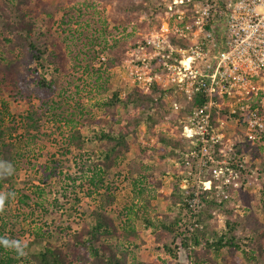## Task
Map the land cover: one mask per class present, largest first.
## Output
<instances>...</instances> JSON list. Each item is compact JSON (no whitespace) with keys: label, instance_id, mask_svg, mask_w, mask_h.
<instances>
[{"label":"rangeland","instance_id":"rangeland-1","mask_svg":"<svg viewBox=\"0 0 264 264\" xmlns=\"http://www.w3.org/2000/svg\"><path fill=\"white\" fill-rule=\"evenodd\" d=\"M84 1H88L91 7L87 9V13L79 16L80 23H76L74 21L78 13L71 9L77 8V5ZM38 2L40 4H37ZM107 2L110 1L31 0L29 8L40 13V19L47 18L42 10L44 6L47 5L46 8L52 9L54 24L49 20L44 22L38 20V29L44 34L47 33V36L54 35L57 38L66 58H63L61 63L57 58L48 56L52 52L49 47L39 61L30 63L27 80L33 83V90L28 91L22 99L15 95L16 89L8 81L0 83V124L1 121H5L2 124L4 128L9 127L13 119L17 121L19 117L27 113L45 111L39 122V128L30 130V138L35 137L33 141L21 139L20 134H12V139L19 141L21 170L16 175L14 183L6 185L0 191V194H11L0 208V217L7 224V231L13 233L11 237L14 244L22 249L24 256H29L35 247L41 248L45 245V242L36 237L37 233L54 245H62L68 233L78 231L85 224L93 223L99 213L112 219L119 229L130 225L136 228L139 239L134 244L138 245V248H133V251L142 260L158 259L159 263L162 260L167 261L166 264H194L193 250L181 247L180 243L178 248L174 247L176 256L173 257L157 250L154 243L158 230L146 229L140 217L126 212L132 203H137L134 198L133 181L143 174H149L153 176V180L146 179L148 189L158 196L154 205L159 207V212L166 213L163 197L167 196L179 182L175 173H180L181 163L176 157L170 155L167 144L160 142L159 139L161 133L170 135L172 132L180 139L178 129L173 130L160 125L156 133L155 131L149 133L147 124L144 123L139 127L134 138L129 137V152L106 176V182L111 186L110 193L115 198L107 205L96 194L87 196L86 193L90 187L85 182V174L89 175L88 169L85 168L84 174L79 169L81 165L93 168L95 154L101 150L102 145L95 139L93 144L86 145L83 149L85 160L79 165H76V161H79L76 158L77 152L66 154L63 151L64 140L76 128L89 138L93 131L96 133L114 131L118 123L125 124L138 115L134 109L121 107L112 113L99 110L96 104L107 96L100 94L93 86L91 72L101 68L104 74H111L112 91L119 90L123 94V91H126L121 81V74L124 73L123 62L111 70L109 68L110 71L105 73L103 70L106 69L107 64L101 61L102 57L108 61L110 57L108 47L113 43L119 44L116 38L120 37L124 30V35L132 34L133 38L141 43L147 34L161 24V17L165 16V7L169 3L167 0H148L147 4L154 5L151 4L150 12L141 14L139 21L143 26L134 29L135 21H127L120 17L115 22L111 16V10L117 1ZM138 2L140 0H136V3ZM65 11H70L69 17L66 16ZM71 17L73 21L69 22ZM150 17H154L156 22L149 26L147 21ZM63 19L66 20V24ZM94 37L105 38V40L110 38L112 41L109 44L92 46ZM123 38L120 37V40ZM43 42L44 40L42 44ZM131 49L133 48L128 47L124 51V60ZM87 65L90 74L84 72V67ZM37 82L54 83L56 92L47 93L45 98H41ZM43 90L46 91V88ZM53 97L56 103L49 111L51 113L46 114L48 107L44 103L49 104L48 99ZM7 133L9 137V132ZM27 141H29L28 144ZM259 146L261 152L255 161L250 155H246L248 160L245 170L242 171L241 187L230 190L231 198L225 200L227 202H225L224 211H214L217 231L223 227L232 231V227L235 226L236 236L242 239L251 238L252 226L245 221L246 217L257 221L258 230H264V198L261 194V186L264 182V166L262 165L264 145ZM184 154L182 153V156L187 159ZM88 156L91 157L90 160ZM50 168H52L51 171ZM61 172L68 174L70 178H66ZM49 175L52 176L49 178ZM156 183H160V186ZM180 185L184 187L186 182L180 181ZM201 208L202 206L197 210ZM237 224L239 226H236ZM114 241L115 238L109 240V242ZM248 242L247 240L246 243Z\"/></svg>","mask_w":264,"mask_h":264},{"label":"trees","instance_id":"trees-1","mask_svg":"<svg viewBox=\"0 0 264 264\" xmlns=\"http://www.w3.org/2000/svg\"><path fill=\"white\" fill-rule=\"evenodd\" d=\"M109 1L111 2L112 0ZM116 1L111 10L113 20L116 22L120 17H123L127 21H135L134 29L143 26L139 18L143 12H150V6L153 4H147L148 0H140L138 3H136V0ZM37 4L40 3L38 2ZM89 4L88 1H84L77 5V8L72 7L71 10L78 13L74 22L80 23L79 16L87 13V9L91 7ZM29 6H31V0H0V83L8 81L16 89L15 95L20 99L24 98L28 91L33 90V83L27 80L30 72V63L39 61L49 50V47H51L52 52L48 56L57 58L61 63H63L62 59L66 58L57 38L54 35L47 36V33L44 34L38 29V20H42V22L49 20L50 23L54 24L52 9L46 8L47 5L44 6L42 10L47 15V18L40 19V13L33 11ZM69 12L65 11L67 17H69ZM65 21H63L64 24H66ZM72 21L71 17L69 22ZM153 22H156V19L150 17L147 24L150 26ZM124 32L125 30L120 37L123 38L125 36V38L121 40L120 37L116 38L119 44L113 43L110 44L111 47H108L110 57L108 61H104L108 66L103 70L105 73H108L113 67L120 65L124 61V51L128 47L134 49L139 45L138 40L134 39L132 34L124 35ZM110 41H112L110 38L105 40V38L94 37L91 45L109 44ZM84 72L90 74L88 65L84 67ZM91 74L93 86L100 94L107 96L103 101L96 104L99 110H106L112 113L118 107H121L134 109L138 112L137 116L132 117L125 124L118 123L117 129L114 131H100L99 133L93 131L88 138L80 129L76 128L64 140L65 148L63 147V151L66 154L77 152L76 158L79 161H76V165L83 164L85 160L83 149L86 145L93 144V139L102 145L101 150L95 154L96 160L92 165L93 168L90 169L81 165L79 169L82 174L85 173V168L88 169L87 173L89 175L85 174V182L90 187L86 193L87 196L96 194L107 205L114 201L115 198L110 193L111 186L106 182V176L112 168L120 164L121 158L129 152V137L134 138L138 133L139 127L144 123L147 124L149 133L154 131L156 133L157 128L163 125L169 129H178V134L180 135L182 128H176L179 125L178 118L187 115L200 102L197 97L195 102L189 103L177 116L173 115L171 119L167 120L166 117L171 113V107L161 88L153 85L148 93L135 88L127 96H122L121 91H112L111 74H104L101 68L92 71ZM37 88L41 98H45L47 93L53 94L56 92V85L52 82L49 84L37 82ZM45 88L46 91L43 90ZM48 100L49 104L47 102L44 103L48 107L46 114L51 113L49 111L56 103L55 97ZM5 108L7 109L6 106ZM44 112L33 111L19 117L17 121L13 119V122L7 128L2 125L5 121H1L0 164H10L14 171L11 175L0 176V191L6 185H12L16 175L21 170L19 141L12 139V134H20L21 139L33 141L35 137L32 136L30 138V130L39 128V122L43 118ZM221 117L227 118L225 113H222ZM216 118L217 114H214V123ZM7 132H9V137ZM170 135L161 133L159 140L167 144L170 149V155L178 159L181 167L180 173H175L179 182L167 196L163 197L167 209L166 213L162 214L159 212V207L154 205L158 196L151 193L148 189L147 182L153 178L149 174H143L133 181L134 198L137 203H132L126 212L140 217L146 229L158 230L154 246H156L157 250L170 254L172 257L176 256L174 247L178 248L180 243L181 247L193 250L194 264H264V230H258L256 227L258 226L257 221L249 217L245 218V221L252 226L253 235L251 238L242 239L236 236L234 225L232 231H230L231 229L228 230L227 227L216 230L217 222L214 218V211H224L225 202L227 201L219 202L215 195V187L210 186L200 192L201 209L194 211L191 208L190 201L194 198L197 189V170L195 168L197 159H185L182 153H187L188 146L174 132L173 135ZM235 150L236 155H250L254 161L259 158L261 152L259 145H251L245 141L236 142ZM215 155L217 156V153ZM88 158L90 160L91 157L88 156ZM262 165L264 166V161ZM49 170L51 171L52 168ZM190 171L191 175H188ZM61 174L68 179L70 178L68 174L63 172ZM50 176L52 175L48 177L50 178ZM180 181L186 182V186L182 187ZM156 185L160 186V183H156ZM261 194L264 198V182L261 186ZM236 226L239 225L237 224ZM6 228L7 224L0 217V264L167 263L165 260L159 263L158 259L142 260L133 251V248H138V245L134 244L139 239L136 228L130 225L119 229L112 219L99 213L93 223L85 224L78 231L68 233L62 245H54L51 241L41 238L40 234L37 233L36 237L45 242V245L41 248L35 247L34 251L29 253V256L22 255L15 247L11 246L14 244L11 237L13 233L8 232ZM111 238H115V241L109 242ZM247 240L249 241L248 243H246Z\"/></svg>","mask_w":264,"mask_h":264},{"label":"built area","instance_id":"built-area-1","mask_svg":"<svg viewBox=\"0 0 264 264\" xmlns=\"http://www.w3.org/2000/svg\"><path fill=\"white\" fill-rule=\"evenodd\" d=\"M167 1L161 24L123 61L122 95L156 85L171 107L167 120L198 97L176 126L185 157L197 159L196 211L202 189L215 187L222 202L241 187L248 157L236 155V142L264 145V0Z\"/></svg>","mask_w":264,"mask_h":264},{"label":"clouds","instance_id":"clouds-1","mask_svg":"<svg viewBox=\"0 0 264 264\" xmlns=\"http://www.w3.org/2000/svg\"><path fill=\"white\" fill-rule=\"evenodd\" d=\"M13 171H14V169L12 168V166L10 164H0V176L11 175L13 173ZM9 195H11V194H7V195L0 194V208L3 207L6 199L9 198ZM11 246L15 247L16 250L22 254V249L18 245L13 244Z\"/></svg>","mask_w":264,"mask_h":264}]
</instances>
